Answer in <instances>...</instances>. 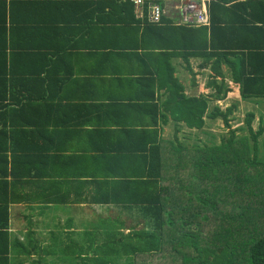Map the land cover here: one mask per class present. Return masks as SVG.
<instances>
[{"label":"crops","instance_id":"0c3cea01","mask_svg":"<svg viewBox=\"0 0 264 264\" xmlns=\"http://www.w3.org/2000/svg\"><path fill=\"white\" fill-rule=\"evenodd\" d=\"M161 1L170 22L150 26L134 9L129 17L118 8L96 9L95 0H0V112L26 104L20 122L0 124L6 132L0 136V227L7 225L10 264H43L45 256L47 264H85L73 257L93 258L105 241L147 228L146 205L106 199H138L143 186L128 179L138 182L147 173L143 161L158 157L161 140L187 144L181 134L194 131L163 119L168 81L175 79L190 97L221 95L211 107L222 111H264V99L242 100L232 82L229 66L242 62L239 49L222 58L223 76L211 74L213 61L201 54L203 35L199 44V36L193 40L177 0ZM246 13L264 19V3ZM225 34L217 29V45ZM250 36L233 40L264 46V37ZM54 49H61L59 58L51 57ZM243 52L246 71L264 68V58ZM46 75L50 82L39 81ZM223 79L225 90L210 85Z\"/></svg>","mask_w":264,"mask_h":264},{"label":"trees","instance_id":"16d2710c","mask_svg":"<svg viewBox=\"0 0 264 264\" xmlns=\"http://www.w3.org/2000/svg\"><path fill=\"white\" fill-rule=\"evenodd\" d=\"M157 1L164 6L161 0ZM225 1L207 2L210 23L190 26L194 31L193 40L199 36V44L203 35L205 51L201 54L207 61H213L210 68L215 76H223L219 72L222 58L234 54L232 47L239 49L237 55L242 56V62H235L234 70L229 66L233 71L232 82L239 85L242 100L264 99V68L246 71L245 59L249 54L243 52L252 51L253 57L264 58V46H236L233 40L236 36L249 40L252 33H257L260 39L264 37V22H261L264 19L257 21L246 13L247 7L264 1L241 0L235 4ZM93 3L96 9L118 8L127 16L135 17L132 0H95ZM240 11L246 15H239ZM142 21L157 26L148 23L147 19ZM162 22L170 21L163 17ZM218 28L228 32L221 45L216 41ZM225 39L229 45H223ZM240 47L244 49L242 52ZM196 49L200 51L201 46ZM51 54V57L59 58L61 49L51 50ZM50 63L51 59H48L46 64ZM48 76L39 81L46 79L50 82ZM213 84L223 88L224 79L221 85L212 80L210 85ZM164 88L168 98L164 103L166 113H162L163 119L171 117L185 123L188 129L205 133L206 118H222L229 128L228 138L222 137L220 142H215L217 136L210 134L209 138L192 145L178 140L177 144L169 142L165 145L161 140L157 146L158 157L143 161L147 173L138 182L128 179L130 186H143L138 199H106L107 203L124 206L146 205L143 217L148 221L147 228L140 234L105 241L107 243L96 247L93 258L80 255L73 259L85 264H155L150 260L154 258L159 260L157 264H264V153L260 152L258 143V138L264 134V123L255 130L252 123L256 115L247 113L245 128L248 134L238 136L237 129L244 130V127L234 129L228 119L234 106L226 111L218 106L211 107L221 95L200 93L187 96L175 79L168 81ZM25 105L23 102L13 112H0V124L8 119L15 121L14 125L20 122ZM1 135L5 136L6 132L0 129ZM6 226L0 227V264L11 263ZM22 253L29 256L26 251Z\"/></svg>","mask_w":264,"mask_h":264},{"label":"built area","instance_id":"2783aa9c","mask_svg":"<svg viewBox=\"0 0 264 264\" xmlns=\"http://www.w3.org/2000/svg\"><path fill=\"white\" fill-rule=\"evenodd\" d=\"M177 11L181 23L189 26L208 25L210 15L207 2L209 0H177ZM135 13L139 19H147L148 23L160 24L165 16V8L157 0H132Z\"/></svg>","mask_w":264,"mask_h":264},{"label":"rangeland","instance_id":"374dc122","mask_svg":"<svg viewBox=\"0 0 264 264\" xmlns=\"http://www.w3.org/2000/svg\"><path fill=\"white\" fill-rule=\"evenodd\" d=\"M178 10V9H176ZM262 107V105L260 106V108ZM249 108V109H248ZM248 108H244L241 111H233L232 113L229 114L228 119H229V124L232 125V127L234 129H237L238 127H244V130H240L237 129V135L240 136L242 134H248L246 127V116L247 113H254L253 112V106H249ZM263 108V107H262ZM257 111V110H255ZM255 116V120L252 123L253 127L255 130H257L261 125H263L262 123H264V111L260 112L257 111L256 113H254ZM208 125L205 126V133H202L201 131L198 130H194L192 131V134H187L189 135L188 140H184L185 136H187L186 134H181V140L183 142H186L187 144H199V140H203L206 138H209L210 134H214L215 136H217V138L215 139V142H220L222 137L228 138V131L229 128L228 126L224 123V120L222 118H216V119H212V118H208ZM169 137V136H168ZM171 138H173V136L171 135ZM197 139V141L195 142V140ZM258 143H259V147H260V152L264 153V134L262 136H260L258 138ZM158 251V250H157ZM61 253V252H60ZM51 260L50 256H45V260L43 262V264H47V261ZM153 260L152 262H154L155 264L159 263V260H157V258L154 259H150ZM148 261V259H147ZM151 262V263H152Z\"/></svg>","mask_w":264,"mask_h":264}]
</instances>
